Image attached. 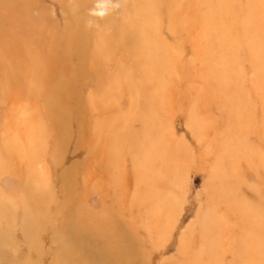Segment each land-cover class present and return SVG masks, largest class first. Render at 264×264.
<instances>
[{
    "label": "rangeland",
    "instance_id": "374dc122",
    "mask_svg": "<svg viewBox=\"0 0 264 264\" xmlns=\"http://www.w3.org/2000/svg\"><path fill=\"white\" fill-rule=\"evenodd\" d=\"M243 244L264 264V0H0V264Z\"/></svg>",
    "mask_w": 264,
    "mask_h": 264
},
{
    "label": "bare ground",
    "instance_id": "6f19581e",
    "mask_svg": "<svg viewBox=\"0 0 264 264\" xmlns=\"http://www.w3.org/2000/svg\"><path fill=\"white\" fill-rule=\"evenodd\" d=\"M220 4L223 5L225 9H227V5H228V4H226L225 2L220 3ZM228 8H230V7L228 6ZM229 34H230V33H229ZM223 50H224V49H223ZM160 53H161V52H160ZM103 93H105V95L108 94V93H109V89H105V88H104V92H103ZM103 104H105L104 101L99 102V105H103ZM257 230H258V229H255L253 232H251V233H253V237H252V239H248V242H249L250 244H253V245L255 244V240H256V239H255V235L258 233ZM245 240H246V238H244V241H245ZM246 245H247V244H243V245L240 247V249H239L242 264H248V263L246 262V260H245V262L243 261L245 255H247V253L250 251L249 246L246 247ZM249 259H250V258H249ZM251 261H252V258H251ZM259 261H260V260H258V258H255V259L252 261L251 264H259V263H260ZM239 264H240V263H239Z\"/></svg>",
    "mask_w": 264,
    "mask_h": 264
}]
</instances>
